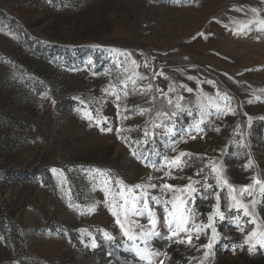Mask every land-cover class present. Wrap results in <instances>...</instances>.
<instances>
[{"label": "rangeland", "instance_id": "obj_1", "mask_svg": "<svg viewBox=\"0 0 264 264\" xmlns=\"http://www.w3.org/2000/svg\"><path fill=\"white\" fill-rule=\"evenodd\" d=\"M262 22L264 0H0V264H126L129 257L139 259L137 264H165L170 248L184 255L183 264H201L206 251L201 245L208 242L204 235L193 237L195 247L174 242L183 233L172 240L154 237L148 248L161 255L138 256L107 210L95 170L128 186L183 187L188 177L202 180L203 173H194L213 160L237 188L252 183L253 176L264 181ZM111 49L130 52L139 67L121 65L123 58L117 59ZM125 75L145 76L137 79V86L151 83L153 88L141 95L129 83V95L120 101L121 116L129 118L121 119L115 97L104 89L112 84L119 91ZM170 84L177 86L175 92H168ZM201 90L213 99L217 92L227 94L235 114L206 117L204 131L193 132L192 139L184 130L196 123ZM164 93L173 99L182 96V108H191L192 115L178 111L171 119L157 118L158 111L170 115L172 110ZM142 109L150 111L141 115ZM173 121L175 134L164 127L153 129L150 123L171 127ZM109 126L112 132L101 131ZM146 127L154 132L152 139L146 145L133 143L143 140ZM241 139L243 146L238 147ZM133 152L149 153L158 163L163 156L191 155L182 158L187 162L183 170L173 169L174 178H169L164 175L167 168L156 171ZM249 160L251 167H246ZM208 182L215 185L211 177ZM256 189L244 202L255 198V214L264 221V196L259 185ZM226 191L221 192L226 219L217 220L219 240L203 264H255L258 253H264L259 246L252 254L247 245L231 250L254 226L242 217L245 231L235 227L236 213L225 207ZM152 194L158 195V189ZM213 203L196 198L198 222H207ZM155 211L157 231L166 237L163 210ZM135 219L147 228L146 218ZM104 231L115 239H104Z\"/></svg>", "mask_w": 264, "mask_h": 264}, {"label": "snow or ice", "instance_id": "obj_2", "mask_svg": "<svg viewBox=\"0 0 264 264\" xmlns=\"http://www.w3.org/2000/svg\"><path fill=\"white\" fill-rule=\"evenodd\" d=\"M253 11L255 12L256 10L253 9ZM236 34L238 35L239 32ZM201 35L203 34L201 33ZM110 51L117 59L123 58L120 59L121 65L130 62L133 69L139 67L137 61L131 58L132 54L130 52L118 49H111ZM88 63L91 64L93 61L89 59ZM145 67H147V62L145 63ZM125 72H127V69ZM159 75L163 76V73L161 72ZM187 78L189 80L196 79L193 76H189ZM137 79L144 80L147 79V77L142 75H125V77L120 80L121 87L119 91H117L115 86L112 84H109L108 87L104 89L105 94L115 97L117 116L121 119L129 118L128 116H121L120 104L122 96L128 97L129 95V83L132 85L131 91L133 93L138 92L141 95H147L152 91L153 85L151 83L138 87L136 83ZM165 79H167V77H165ZM197 83L200 84L201 82L197 80ZM206 83L215 87L214 81L209 80L206 81ZM179 87L183 88L188 93H193V89L187 85H179ZM176 89L177 86L175 84H170L168 92H175ZM156 91L158 93L163 92L160 88H157ZM163 98L167 100V104L172 110L170 115L168 112L158 111L156 113L157 118L164 116L171 119L177 116L178 111H186L189 116L192 115L191 108H182V96L177 95L175 99H173L169 97L167 93H164ZM151 99L155 100L156 97H152ZM257 100H259V97H257ZM220 101L224 102L223 105ZM229 101L230 98L227 94L221 96L219 92H217L216 98L213 99L201 90L196 97V107L198 109L196 123L194 126L185 129L184 134L191 136L192 139H195V136L192 135V133H201L204 131V128L201 127V125L205 123L206 117L214 115L217 119H219L229 113L235 114V110L231 108ZM80 103L83 104L84 101H80ZM127 110L128 109L125 106L124 111ZM147 111L150 110L142 109L140 114L143 115ZM85 116L89 120L93 119V116L89 112H86ZM103 121L106 123L107 118L104 117ZM248 121L250 126L251 117H248ZM150 123L153 129L157 127H164L166 132L175 134V121H173L171 127H167L163 124H157L155 122ZM96 124H101V120L97 119ZM101 131L112 132L113 129L109 126L106 129L101 128ZM117 131L119 132L120 130L117 129ZM216 131H219V128H217ZM153 135L154 132L146 127L143 131V140L133 141V143H136L137 145H146L152 139ZM122 138L127 142V138ZM181 139L183 138L181 137ZM237 146H243V139L237 142ZM172 151H176L175 147L172 148ZM132 155H134L138 160L147 161L146 166H149L156 171H163L167 168L168 171L164 172V175L169 178H174L172 176V170L176 169L182 171L187 163L182 158L190 156L191 154L180 152L177 156L172 158L163 156L159 163L149 159V153L137 155L136 152H133ZM251 164L252 162L249 160L246 167H251ZM204 168H209L210 172H205ZM57 171L58 170L56 168L51 169L52 173H57ZM95 172L98 177L97 182L102 186L100 190L104 193L105 199L103 202L107 205V210L115 219V224L122 231L123 237L132 242V247L138 256L150 258L156 255H161V253H154L148 248L150 239L154 237L172 240L173 238H179L180 234L183 233L184 238H179L174 242L195 247V245H193V237L195 236L198 240L202 235H204L207 236L208 242L201 245L202 248L206 249L203 259L201 260V264H203V260H206L209 257L215 243L219 240V233L216 227L217 220L223 222L226 219L225 211L221 210V192L225 189L227 190L225 207L227 212L236 213V215L232 217V219L236 221L235 227H237L242 233L245 231V226L241 222L242 217H248L249 219L247 223L254 226L244 236L242 243L239 245H232L231 250L235 252L237 248L243 249L244 246L247 245V251L249 254H252L256 250L257 246L264 249V221L258 219L254 210L257 201L253 198L248 203L244 202V196L246 194L248 196H253V193L257 190V185H259V193L264 196V181H261L256 176L251 178L253 181L252 183L237 188L235 185L229 183L228 179L224 176L223 168L213 160H209L204 167L198 169L194 173L196 176H201L203 173L202 180L188 177V183L183 187L174 186L170 183H163L161 185H157L155 183H137L134 186H128L123 180L113 178L110 173L106 171L96 169ZM210 177L214 179L215 185L208 182ZM151 179L152 177H149V180ZM197 185L199 187H197ZM214 188L215 190L213 191ZM156 189H158L159 194H152V190ZM198 196L204 200L214 199L215 201V203L211 205L212 210L207 214L206 223L202 220L199 222L197 221L199 214L195 212L194 202ZM157 207L162 208L163 210V227L166 228L168 233L166 237L162 236L161 233L157 231V226L160 223L155 211ZM250 208L252 210H250ZM89 211H95V204L89 209ZM135 218H146L148 221L147 228L140 224ZM133 226L135 228H139L140 231L137 233ZM208 230H210V235ZM103 237L108 241H113L115 239V237L108 231L103 232ZM138 240L143 243V248L137 245L136 241ZM96 246V240L93 238L91 241V247L94 248ZM160 264H163V260L160 261Z\"/></svg>", "mask_w": 264, "mask_h": 264}, {"label": "trees", "instance_id": "obj_3", "mask_svg": "<svg viewBox=\"0 0 264 264\" xmlns=\"http://www.w3.org/2000/svg\"><path fill=\"white\" fill-rule=\"evenodd\" d=\"M155 244L157 246H160V247H165V246H163V243H160L157 240L155 241ZM168 251H169V254H168V257H167L165 264H183L185 262L186 259H185L184 255L180 254V252L177 251L176 248H170ZM103 254L105 255L106 253L104 252ZM128 256H131V255H128ZM256 257L257 258H254L257 261V262L255 261L256 262L255 264H264V253H263V251H260ZM107 259H109V257ZM129 260L131 262H133V264H137V262H140V260L137 258L129 257L128 259H126V261L128 262L126 264H130ZM117 262H119V261H117Z\"/></svg>", "mask_w": 264, "mask_h": 264}]
</instances>
